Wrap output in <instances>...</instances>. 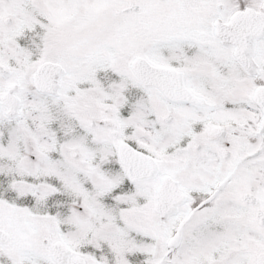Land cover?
Segmentation results:
<instances>
[{
    "label": "snow or ice",
    "instance_id": "1",
    "mask_svg": "<svg viewBox=\"0 0 264 264\" xmlns=\"http://www.w3.org/2000/svg\"><path fill=\"white\" fill-rule=\"evenodd\" d=\"M0 264H264V0H0Z\"/></svg>",
    "mask_w": 264,
    "mask_h": 264
}]
</instances>
